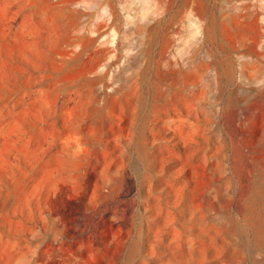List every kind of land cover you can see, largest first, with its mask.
Listing matches in <instances>:
<instances>
[{
	"label": "rangeland",
	"instance_id": "1",
	"mask_svg": "<svg viewBox=\"0 0 264 264\" xmlns=\"http://www.w3.org/2000/svg\"><path fill=\"white\" fill-rule=\"evenodd\" d=\"M0 264H264V0H0Z\"/></svg>",
	"mask_w": 264,
	"mask_h": 264
}]
</instances>
